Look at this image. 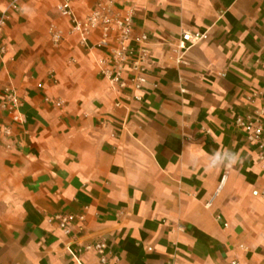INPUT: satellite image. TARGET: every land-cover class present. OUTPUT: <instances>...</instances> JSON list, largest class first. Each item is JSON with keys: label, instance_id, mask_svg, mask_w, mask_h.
<instances>
[{"label": "crops", "instance_id": "crops-1", "mask_svg": "<svg viewBox=\"0 0 264 264\" xmlns=\"http://www.w3.org/2000/svg\"><path fill=\"white\" fill-rule=\"evenodd\" d=\"M59 1L0 0V264H100V240L105 264H264V114L261 144L235 124L264 111V0H72L150 37L139 91ZM183 30L207 37L177 64Z\"/></svg>", "mask_w": 264, "mask_h": 264}, {"label": "built area", "instance_id": "built-area-1", "mask_svg": "<svg viewBox=\"0 0 264 264\" xmlns=\"http://www.w3.org/2000/svg\"><path fill=\"white\" fill-rule=\"evenodd\" d=\"M58 10L61 15L71 19V31L79 36L83 44L87 43L88 36L95 30L100 31V38L95 43L97 49H108V55L98 60L100 74L104 76L111 86L116 89H126L128 86L139 91L147 88L148 71L154 64L147 45L151 39L146 33L134 34L132 30V17L130 14L120 15L114 13L110 5L99 3L83 19L76 17L72 10V0H60ZM4 22L0 20V30ZM207 37L206 33L199 31L183 30L181 40L177 48L179 55L174 59L177 64L184 63V54L186 50ZM61 33L54 32L52 39L54 43H59ZM128 67V72H126ZM5 91L8 92L6 89ZM141 99L140 96H135ZM8 101L9 111L12 114L14 122L23 123L24 118L19 111V101L14 93H7L5 101ZM10 102V103H9ZM264 114L263 110L257 113L256 118L236 117L235 124L243 129L247 138L256 144H261L263 133L262 125L259 122ZM262 145H260L261 147ZM225 180L222 177L218 188H221ZM58 221L59 227L64 233L70 232V215L58 214L54 216ZM107 245L104 240L97 241L95 244L86 246V249H93L101 255L100 264L106 263L104 251ZM231 264H239L233 260Z\"/></svg>", "mask_w": 264, "mask_h": 264}]
</instances>
